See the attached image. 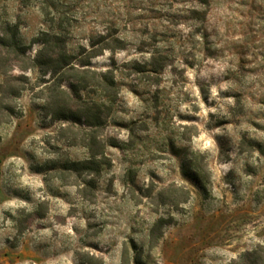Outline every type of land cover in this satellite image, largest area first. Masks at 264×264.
Wrapping results in <instances>:
<instances>
[{"label":"rangeland","instance_id":"obj_1","mask_svg":"<svg viewBox=\"0 0 264 264\" xmlns=\"http://www.w3.org/2000/svg\"><path fill=\"white\" fill-rule=\"evenodd\" d=\"M46 33L100 128L48 110ZM1 41L0 264H264V0H0Z\"/></svg>","mask_w":264,"mask_h":264},{"label":"trees","instance_id":"obj_2","mask_svg":"<svg viewBox=\"0 0 264 264\" xmlns=\"http://www.w3.org/2000/svg\"><path fill=\"white\" fill-rule=\"evenodd\" d=\"M13 43V47H18V42L16 35H13V39L11 40ZM2 45L5 46V43L1 41ZM42 47L38 51V57L40 56L42 59L39 62L40 65L44 66L51 74L52 83L48 87V102L47 108L54 116L55 119L59 120H71L74 124H82V116L85 118V125L98 129L104 125V121H102V110L100 105L93 106H81L83 111L73 112L71 108L66 104L67 101L70 100V96L67 94V99H65L66 91L60 89V83L64 78L65 74L70 71H78V72H87L85 69H77L74 66L73 61L71 60L70 55H68L64 48V43L61 40V37L57 34H45V37L41 40ZM105 76V75H104ZM80 82V88H87L88 80L84 77L77 78ZM96 86L102 87V83H106L105 88L113 85V81L111 78L104 77L103 82L99 81L96 78L92 79ZM75 90L78 87H72ZM103 88V87H102ZM66 102V103H65ZM83 145L86 146L90 152V157L84 162H72L70 163L72 166L68 167L72 170H87L94 175H99L101 167L104 165L101 159L97 157H105L103 152L102 143L97 141L96 131L92 130L91 134L82 139ZM99 148V149H98ZM245 257V255H242Z\"/></svg>","mask_w":264,"mask_h":264}]
</instances>
